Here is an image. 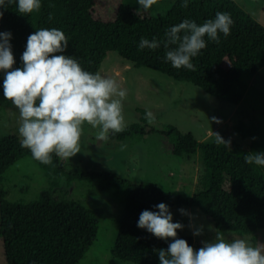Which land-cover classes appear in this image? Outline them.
<instances>
[{
	"label": "trees",
	"instance_id": "obj_1",
	"mask_svg": "<svg viewBox=\"0 0 264 264\" xmlns=\"http://www.w3.org/2000/svg\"><path fill=\"white\" fill-rule=\"evenodd\" d=\"M96 0H41V8L31 14L21 15L16 3L0 8V32H11L14 67H21V55L27 38L40 28H57L68 39L65 53L76 58L90 72H98L108 51L136 67L159 71L175 81L194 84L208 95L232 105L238 104L246 90L245 77L256 74L264 67V25L249 15L234 0H174L162 14L150 15L148 11L120 3L114 16L102 20L94 13ZM217 12L230 13L233 20L230 34H219V43L207 37L206 48L192 62L195 71L175 69L165 59L166 49L161 47L140 49L141 38L150 41V28L157 23L166 31L185 19L203 24L214 19ZM3 76L0 72V95L3 96ZM141 123L129 124L109 138L125 139L136 135L159 133L171 142L175 156L201 153L204 167L203 181L190 197L172 194L156 183H134L108 171L87 168L68 169L53 154L52 163L45 165L35 160L48 179V187L28 203L11 202L0 190V237L6 264H79L92 247L97 230L96 212L81 203L67 198H55L53 190L64 180L86 181L89 184L107 185L127 193L125 209L135 192L154 193L145 210L158 211L159 203L195 207L208 216L215 229L236 235H251L264 228V166L247 164L244 156L249 152H264V122L252 118L236 126L241 138L248 139L247 147L231 141L230 148L211 141H198L191 132H181L173 125L158 130L149 125L146 111L139 109ZM224 138V137H223ZM255 138V139H253ZM20 137L7 134L0 137V182L5 171L25 156L33 159L30 150L21 147ZM226 141L227 139L224 138ZM138 219H131L123 211L110 253L117 259L134 264H160L158 249H167L172 242L161 240L146 229L137 227ZM176 223V221H173ZM177 238L185 239L194 249L203 241H195L183 230Z\"/></svg>",
	"mask_w": 264,
	"mask_h": 264
},
{
	"label": "rangeland",
	"instance_id": "obj_2",
	"mask_svg": "<svg viewBox=\"0 0 264 264\" xmlns=\"http://www.w3.org/2000/svg\"><path fill=\"white\" fill-rule=\"evenodd\" d=\"M174 0H157L148 10L150 15L164 13ZM249 15L264 25V0H234ZM120 3L140 8L137 0H96L94 13L106 21L111 19ZM165 29L152 23L151 37L160 40ZM103 75L117 80L127 91L123 101V111L127 126L141 123L140 111H151L155 117L147 123L158 130L168 125L181 132H191L198 141H211L212 132H218L227 140L247 147L249 140L241 138L236 126L239 122L248 123L252 118L264 122V67L256 74L245 77L247 90L238 104H229L212 97L192 83L175 81L167 75L145 67H136L121 58L116 52L108 51L99 70ZM217 117L222 123L211 122ZM19 112L11 101L0 95V137L7 134L19 136ZM98 129L85 124L80 141V153L70 159H61L68 169H90L108 171L134 183L152 182L172 194L190 197L201 187L204 167L201 153L175 156L171 153V142L159 133L145 136L136 135L125 139H96ZM20 137V136H19ZM48 187V179L37 162L29 156L17 161L3 174L0 190L5 199L11 202L28 203L35 200L41 190ZM154 193L135 192L125 209L127 193L107 185H93L86 181L64 180L53 190L55 198H67L93 209L98 218L95 241L79 264H134L124 262L111 255L118 220L124 210L131 219H139ZM180 209L188 215L181 214ZM173 221L182 223L185 234L195 241H211L216 232L226 238H243L251 242V235H236L215 229L211 219L195 207L174 206L170 210ZM203 227L201 235H193ZM264 229L260 231L264 243ZM0 264H6L0 237Z\"/></svg>",
	"mask_w": 264,
	"mask_h": 264
},
{
	"label": "clouds",
	"instance_id": "obj_3",
	"mask_svg": "<svg viewBox=\"0 0 264 264\" xmlns=\"http://www.w3.org/2000/svg\"><path fill=\"white\" fill-rule=\"evenodd\" d=\"M13 2L21 15L41 8V0H0V8ZM137 2L148 11L157 0ZM188 4L189 0H183L181 6L187 8ZM233 23L227 12H217L214 19L203 24L185 19L166 31L163 42L141 38L139 48L155 50L163 43L165 59L173 68L195 71L192 60L206 48L205 37L219 43V34L227 37ZM11 38V32H0L3 97L19 112L21 147L30 150L33 159L48 165L53 154L70 159L80 153L85 124L98 129L96 139L100 141H107L110 133L126 129L123 101L127 91L116 79L86 71L76 58L63 54L69 46L63 31L40 28L30 34L21 55V67H14ZM145 115L149 122L155 119L151 111L146 110ZM211 122L222 123L214 116ZM212 135L215 143L230 148V140L226 141L218 132ZM244 160L247 164L264 166V152H249ZM155 207L158 211H142L137 227L161 240L171 238L167 249L156 250L160 264H264V243L253 246L243 238H226L222 232H216L214 239L203 241L202 247L194 249L185 239L177 238V230H182L184 225L173 222L168 205L159 203ZM179 211L188 215L184 209ZM202 232L201 226L193 235Z\"/></svg>",
	"mask_w": 264,
	"mask_h": 264
},
{
	"label": "crops",
	"instance_id": "obj_4",
	"mask_svg": "<svg viewBox=\"0 0 264 264\" xmlns=\"http://www.w3.org/2000/svg\"><path fill=\"white\" fill-rule=\"evenodd\" d=\"M263 229H264V228H263ZM263 229L258 230L257 233H256V236H257V242H256V245L259 244V243H261L260 231H263ZM263 238H264V236H263Z\"/></svg>",
	"mask_w": 264,
	"mask_h": 264
}]
</instances>
